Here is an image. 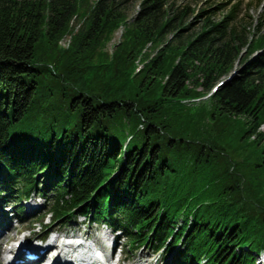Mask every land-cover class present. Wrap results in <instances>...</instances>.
I'll return each instance as SVG.
<instances>
[{"label": "trees", "instance_id": "1", "mask_svg": "<svg viewBox=\"0 0 264 264\" xmlns=\"http://www.w3.org/2000/svg\"><path fill=\"white\" fill-rule=\"evenodd\" d=\"M129 1L0 0V209L22 221L36 193L45 232L82 215L118 232L125 254L150 245L169 264H254L264 2L248 37L242 0H133L132 13Z\"/></svg>", "mask_w": 264, "mask_h": 264}, {"label": "rangeland", "instance_id": "2", "mask_svg": "<svg viewBox=\"0 0 264 264\" xmlns=\"http://www.w3.org/2000/svg\"><path fill=\"white\" fill-rule=\"evenodd\" d=\"M221 1H226V0H182L183 3H188L190 4V6L194 8H198V7L205 8L207 7V5H212V4L221 2ZM236 1L238 0H233L232 3ZM242 2L243 3L239 5V8H237L239 9V11H238L237 18L235 20V24L238 25L237 26L238 29H240L239 22H242L243 24H245V28L249 31L248 37H250L251 32L254 31V28L252 27V25L249 26L248 22H251V24L252 22L253 24H256L258 22L256 18L261 9L256 8V4H254L256 0H242ZM247 2L251 3L250 7L246 5ZM262 2H264V0H262ZM128 6H129V13H132L137 8V2H134L133 0H131L128 2ZM224 12L225 10L218 12L215 15V17L219 18ZM197 26H198V22L195 23V27ZM260 28H261L260 33L264 34V20L262 21ZM120 34H121V29L117 30L114 33L111 42L108 44V47H107L108 51H111L113 44L116 43L120 39ZM233 69H235V72H237L238 69H240V64L238 61L235 62L232 70ZM31 202L35 203L38 207H36L35 209H32V211L29 213L28 204ZM22 205H24L23 212H24L25 217H24V220L19 221V222L16 221L15 218L12 219L11 213H9L8 215H5L3 214V211L0 209V215H2L3 217L2 219L0 216V219H1L0 224H3V221H4V224L9 223L11 226H14L13 230L10 233H8L7 236L5 235L1 239V240L6 239L4 241V243H6L5 246L10 245L13 242V240H15L16 238L22 235L29 236L32 242H39L40 240L36 239L37 232L43 231V228H44L42 227L43 224L49 223L48 215L47 214L44 215L46 212V209L48 208L47 202L42 196H39L36 193L35 194L32 193L29 197L23 199ZM5 209H9V207H6ZM50 231L59 232V233L62 232V234L66 233L69 235H71L72 233H81L82 235L89 236V238H92V240L95 239L96 242L102 243V246L105 243V240L103 241V239L109 238L111 236L112 239L114 240L115 239L114 234H117V233L113 234L112 231H110V229L105 224L100 223V222H91L87 220L85 217H83L82 215H78V216L72 215V217L68 221L65 220L64 222L54 223L53 225H51ZM44 236L45 234L43 235V237ZM47 236L48 235H46L45 238H47ZM115 240H117V242L120 244L117 247L116 254L119 253L120 248H121L123 252H122V255L121 254L119 255L121 257V260L122 258L123 260L125 259L123 262L121 261L120 264H125V263L131 264L130 262L134 263L140 260L144 262L148 261L151 264H155V263L156 264H169L170 260H172L171 255H168V253H165L163 251L157 252L150 245L143 246L141 248H138L134 252L125 254V251H124L125 241L123 240V238H119V239L116 238ZM4 243L3 244L2 242L0 243V264H6V262L2 258L3 256L2 248L4 246ZM105 250L104 251L102 250V253L105 252Z\"/></svg>", "mask_w": 264, "mask_h": 264}, {"label": "bare ground", "instance_id": "3", "mask_svg": "<svg viewBox=\"0 0 264 264\" xmlns=\"http://www.w3.org/2000/svg\"><path fill=\"white\" fill-rule=\"evenodd\" d=\"M30 205V206H29ZM29 207V213L32 211V209H35L38 207L35 203L31 202L28 204ZM3 219L2 215H0ZM1 221V219H0ZM14 226H11L9 223H5L3 221V224H0V240L3 238V236H7L8 233H10L13 230ZM47 233L42 231L40 234L37 235V238L40 240L39 242H32L27 240L26 235H22L13 242L5 246L6 243L4 241L6 239H3L0 241L2 244L4 243V246L2 248L3 253V260L6 262V264H15L14 259L9 260V255H15V259H19L23 257V253L21 249L25 247L26 245H29V247L37 250H41L42 252L39 253V258L35 261V263H38L41 260L47 259L48 255L51 252H56L57 254V261H63V260H77L81 262V264H90L91 259L94 260V258L97 260L98 258L103 259L106 264H118L120 260L121 250L119 253H115L111 256L110 254L102 253V250L104 251L106 248H109L112 243L113 239L110 236L109 238L103 239L105 240V243L102 246V243L96 242L95 239L92 240V238H89L87 235H82L81 233H72L69 234H62L59 232H52L51 226L46 229ZM48 235L47 238H44L42 235ZM6 238V237H5ZM91 239V240H90ZM16 245V242L19 241ZM90 240V241H89ZM1 244V245H2ZM43 263V262H42ZM129 263V262H128ZM131 264H151L148 261H137V262H130ZM91 264H103L100 261L97 263L91 262ZM126 264V263H125Z\"/></svg>", "mask_w": 264, "mask_h": 264}]
</instances>
